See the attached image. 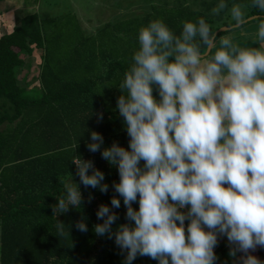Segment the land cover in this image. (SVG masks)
I'll return each mask as SVG.
<instances>
[{
	"label": "clouds",
	"instance_id": "9594fccd",
	"mask_svg": "<svg viewBox=\"0 0 264 264\" xmlns=\"http://www.w3.org/2000/svg\"><path fill=\"white\" fill-rule=\"evenodd\" d=\"M250 6L264 12V0H251ZM227 7L221 0L212 14ZM247 7L231 6L233 23L223 30L233 34L219 38L203 17L185 22L178 36L162 20L139 31L140 48L117 100L130 150L114 142L101 152L118 168L120 182L113 188L134 225H120L113 233L119 217L100 205L97 219L103 223L94 229L99 236L114 235L127 251L125 264L138 254L159 264H169V258L171 264H214L218 236L227 237L231 256L244 254L242 264H264L249 253L264 248V16L255 17L257 46L237 43L236 33L248 35ZM14 27L9 17V31ZM90 138L88 150L100 151L103 136L93 131ZM72 163L85 188L107 193L104 173L93 161L76 156ZM65 188L54 214L82 204L76 183ZM138 195L137 211L132 205ZM111 206L118 209L120 199L113 196ZM185 206L187 213L178 210ZM57 227L63 235L64 225ZM75 227L87 231L83 222Z\"/></svg>",
	"mask_w": 264,
	"mask_h": 264
},
{
	"label": "trees",
	"instance_id": "16d2710c",
	"mask_svg": "<svg viewBox=\"0 0 264 264\" xmlns=\"http://www.w3.org/2000/svg\"><path fill=\"white\" fill-rule=\"evenodd\" d=\"M189 1L150 4L146 16L130 25V38L136 47L131 45L129 53L119 52L118 46H105L104 40L93 41L98 50L92 53L86 49L89 38L79 42L86 47V55L79 45L65 53L61 44H51L50 37H54L56 30L53 19H43L38 12L27 14L12 32L0 36V264H125L127 251L122 252L116 245L114 235L110 239L108 234L99 236L94 230L103 223L97 219L100 205L108 206L119 217L111 226L113 233L120 225H134L126 219L123 198L113 188L114 182H120L118 168L104 160L101 152L114 142L130 150V137L119 115L117 100L122 94L120 85L125 73L140 48V29L162 20L178 36L185 22H195L198 17H203L214 32L221 27L215 22L222 20L223 13L212 14L221 0ZM224 1L229 7L249 5L244 9L248 18L264 16V12L250 6L251 0ZM189 3L198 8H190ZM224 33H218L217 38ZM36 51L42 52L39 72L33 79L39 84L29 87L34 75L31 77L32 65L25 57L30 59ZM36 88L41 90L39 97L30 94ZM153 96L160 99L155 86ZM100 114L102 119L98 118ZM93 131L104 139L100 151L95 153L87 148L93 142ZM76 156L93 161L95 168L104 173L102 183L108 185L107 193L80 183L72 163ZM72 181L82 194V204L70 207L66 213L54 214L53 206L58 198H66L65 185ZM113 196L120 199L118 209L111 206ZM138 201L139 195L132 205L137 211ZM189 207L186 206L187 211ZM178 210L185 212L184 208ZM57 222L65 227L63 235ZM79 222L86 225V232L76 229ZM188 224L186 219V227ZM202 227L207 231L206 226ZM231 249L232 245L218 236L214 264H241L242 253L231 256ZM257 254L264 262V248L258 246ZM132 264L159 261L138 254Z\"/></svg>",
	"mask_w": 264,
	"mask_h": 264
},
{
	"label": "rangeland",
	"instance_id": "374dc122",
	"mask_svg": "<svg viewBox=\"0 0 264 264\" xmlns=\"http://www.w3.org/2000/svg\"><path fill=\"white\" fill-rule=\"evenodd\" d=\"M190 1L192 2V0ZM224 2L227 4L226 1ZM152 3L155 5L162 4L163 0H154L153 2L149 0H4L0 2V36L12 32L9 31V17L16 26L19 20L27 14L38 12L43 19H53L56 30L54 37H50L51 44H61L65 53L72 51L71 49L78 45L84 55H86V49H90L92 53L96 52L98 49H95L96 46L93 41L96 43L101 40H104V45L107 47L118 46L120 48L119 52L129 53L131 45L134 48L136 47L134 41L130 38V25L133 20L139 19L140 21L146 16ZM189 6L192 9L198 8L190 3ZM230 9L231 5L221 11L223 13L222 20L219 19L215 22L218 26H221L219 29L228 27L225 24L232 22ZM230 34L233 33L229 30L222 35ZM79 35L80 37H77ZM87 38L91 42L87 43L86 48L79 42L81 39ZM113 39L114 43L112 42ZM41 53V51H36L30 59L25 57V61L31 62L32 65L30 69L31 77L34 75L28 83L29 87L38 86L39 84L37 80L33 79L37 78L39 72ZM30 94L39 97L41 96V90L36 88L30 91ZM143 165L144 161H141L139 166L143 167ZM222 239L229 244L226 236H223ZM257 249L258 246L255 251L249 250V253L258 258ZM243 255L242 253L241 256Z\"/></svg>",
	"mask_w": 264,
	"mask_h": 264
},
{
	"label": "crops",
	"instance_id": "0c3cea01",
	"mask_svg": "<svg viewBox=\"0 0 264 264\" xmlns=\"http://www.w3.org/2000/svg\"><path fill=\"white\" fill-rule=\"evenodd\" d=\"M256 23V25H254ZM259 21L251 20L246 26V31L248 35H242L239 33L235 34V41L237 43H240L242 45H248V46H257L253 44V41L256 39L255 33L258 31L257 24ZM10 33V32H9ZM2 36V35H1ZM219 38V37H218Z\"/></svg>",
	"mask_w": 264,
	"mask_h": 264
},
{
	"label": "water",
	"instance_id": "95a60500",
	"mask_svg": "<svg viewBox=\"0 0 264 264\" xmlns=\"http://www.w3.org/2000/svg\"><path fill=\"white\" fill-rule=\"evenodd\" d=\"M255 17H257V16H252V17H250V21H251V20H254ZM223 29H230V27H222L221 29H218V30L216 31L217 35H218V33H220V32H224ZM184 209H185V213H187V208H186V206L184 207ZM185 221H186V220H185ZM184 227H186L185 222H184ZM186 228H187V227H186ZM213 251H214V249H213Z\"/></svg>",
	"mask_w": 264,
	"mask_h": 264
}]
</instances>
